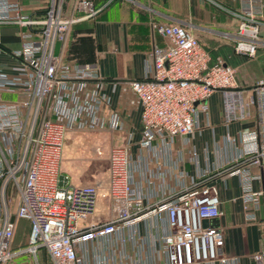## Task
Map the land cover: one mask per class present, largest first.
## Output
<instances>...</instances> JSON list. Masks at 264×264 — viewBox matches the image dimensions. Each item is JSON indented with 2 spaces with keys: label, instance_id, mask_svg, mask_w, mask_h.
<instances>
[{
  "label": "built area",
  "instance_id": "1",
  "mask_svg": "<svg viewBox=\"0 0 264 264\" xmlns=\"http://www.w3.org/2000/svg\"><path fill=\"white\" fill-rule=\"evenodd\" d=\"M20 2L0 0V26L23 27L18 32L19 48L12 51L20 65L10 74L0 70V91L19 95L15 100L0 97V264L23 251L10 246L19 219L28 221L26 250L33 254L43 248L51 264H85L78 250L92 244L96 264H120L116 251L126 260V244L131 246V264H238L236 256L222 251V230L202 224L203 219L220 215L208 173L183 183L179 172L177 189L144 205L133 185L126 147L112 146L104 180L59 185L66 133H112L120 126L118 113L107 110L108 97L95 77V63H73L61 55L71 25L95 18L102 6L73 0L71 13L64 15V0H45L44 12L31 16L21 12ZM263 26L250 10L240 16L234 52L254 56ZM152 29L163 44L151 47V66L146 65L143 77L127 82L140 105L138 146L146 153L166 155L172 138H185L196 128L197 114L206 110L205 100L214 90L222 94L224 125L248 118L247 105H253L254 128L225 133L222 141L232 148L239 145L226 171L238 177L242 201L251 204L246 219L254 221L252 210L264 192V82L250 87L247 102L234 70L219 61L209 64L208 53L188 30L176 24H154ZM95 152L99 154V147ZM254 178L263 184L257 192L250 189ZM10 189L17 195L14 212ZM100 199L106 202L107 218L83 225ZM152 219L162 225L152 239V245L158 242L159 247L147 252L145 261V251L133 246L138 244L135 229L140 221ZM259 242V250L249 255L252 264H264V233Z\"/></svg>",
  "mask_w": 264,
  "mask_h": 264
},
{
  "label": "crops",
  "instance_id": "2",
  "mask_svg": "<svg viewBox=\"0 0 264 264\" xmlns=\"http://www.w3.org/2000/svg\"><path fill=\"white\" fill-rule=\"evenodd\" d=\"M72 1L64 0V15L71 13ZM91 1L96 7L102 6L101 11L93 19L77 21L71 25L61 55L63 60L73 63H95V77L100 79V87L108 97L107 110L118 113L120 126L112 133H86L105 135L108 147H126L133 185L142 194L144 205L177 189L180 181L176 177L179 172L184 176L183 183L196 180L201 173L211 175L210 184L214 186L219 200L220 215L217 220L223 235L222 251L236 256L238 264H252L249 255L259 250V238L264 233V192L258 198L257 208L252 210L255 220H247L246 212L247 209L251 210V204L246 205L242 201L238 177L226 171L228 161L236 154L239 145L234 143L232 148L224 145L222 140L225 133L236 135L254 128L253 105H247L250 113L248 118L224 125L222 94L220 90H214L205 100L206 110L198 112L196 128L191 133L185 138H172L166 155L161 151L146 153L138 146L140 105L127 82L143 77L146 65L151 66L148 55L151 47L163 44V39L154 32L152 26L176 24L196 37L210 57L209 64L219 61L234 70L237 86L242 89V96L248 102L252 96L250 87L259 80L264 82V26L259 32L252 57L234 52L233 38L239 17L248 10L264 25V0ZM20 5L21 12L39 16L44 12L45 0H21ZM21 29L23 27L14 24L0 26V70L8 74L13 73L20 65L12 51L19 48L18 32ZM56 50H59V45ZM0 97L15 100L19 95L16 92L0 91ZM70 133H66L63 146ZM60 161L58 174L63 175L67 183L78 185L76 181L80 182L79 180L60 168ZM145 171L146 174L143 175ZM145 180L150 181L147 183ZM262 187L260 179L251 180V191L257 192ZM260 205L263 213L260 212ZM106 218V202L100 199L92 216L86 218L82 224L103 221ZM16 222L18 228L25 222L28 231V221L20 219ZM161 226L156 219H152L145 223L140 221L135 229L138 244L133 246L145 251V261L148 258L147 252L159 247L158 242L152 245V239L160 233ZM124 233L125 231L123 235ZM21 245L18 241L11 249L16 250ZM94 245H88L87 251L77 249L78 254L83 255L85 264H96L92 259ZM125 251L128 258L120 259L121 256L116 251L115 261L131 264V246L126 244ZM6 264H25V261L18 254Z\"/></svg>",
  "mask_w": 264,
  "mask_h": 264
},
{
  "label": "rangeland",
  "instance_id": "3",
  "mask_svg": "<svg viewBox=\"0 0 264 264\" xmlns=\"http://www.w3.org/2000/svg\"><path fill=\"white\" fill-rule=\"evenodd\" d=\"M68 138L63 146L60 168L76 180H79L80 182L76 181L79 184L81 182L83 184L96 180H104L107 176L106 157L109 148L106 136L97 133L71 132ZM96 147L100 149L99 154L95 152ZM11 190L9 191V195L13 198V204L10 206V210L14 212L17 206V195L12 193ZM26 234L27 224L24 222L23 226L18 228L17 223H15L10 246H15L18 241L21 242V249L23 251L18 254L25 261V264H51L44 250H37L33 254L26 250ZM17 239L19 240L16 241Z\"/></svg>",
  "mask_w": 264,
  "mask_h": 264
},
{
  "label": "water",
  "instance_id": "4",
  "mask_svg": "<svg viewBox=\"0 0 264 264\" xmlns=\"http://www.w3.org/2000/svg\"><path fill=\"white\" fill-rule=\"evenodd\" d=\"M59 179V185H63L66 181V178L63 175L58 176ZM261 203V200H260ZM260 212L263 213L262 205L259 207ZM10 220H13V216L10 217ZM203 226H210V227H218V220L217 218H210V219H203L202 220Z\"/></svg>",
  "mask_w": 264,
  "mask_h": 264
},
{
  "label": "trees",
  "instance_id": "5",
  "mask_svg": "<svg viewBox=\"0 0 264 264\" xmlns=\"http://www.w3.org/2000/svg\"><path fill=\"white\" fill-rule=\"evenodd\" d=\"M95 6V5H94ZM20 220V219H19ZM17 223V222H16ZM39 250H44L43 248H40Z\"/></svg>",
  "mask_w": 264,
  "mask_h": 264
}]
</instances>
